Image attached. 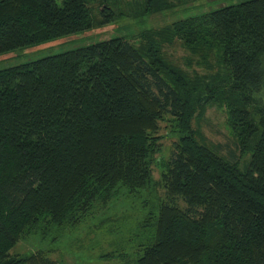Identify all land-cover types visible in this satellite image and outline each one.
Returning a JSON list of instances; mask_svg holds the SVG:
<instances>
[{
	"label": "trees",
	"instance_id": "obj_1",
	"mask_svg": "<svg viewBox=\"0 0 264 264\" xmlns=\"http://www.w3.org/2000/svg\"><path fill=\"white\" fill-rule=\"evenodd\" d=\"M117 2L0 0V54L112 24ZM173 5L137 3L142 15ZM174 41L215 52L219 69L189 77L163 51ZM213 106L248 156L243 169L193 128ZM161 123L177 139L157 160ZM139 198L133 264H264V0L147 30L138 46L115 37L0 70V264H59L9 251Z\"/></svg>",
	"mask_w": 264,
	"mask_h": 264
},
{
	"label": "rangeland",
	"instance_id": "obj_2",
	"mask_svg": "<svg viewBox=\"0 0 264 264\" xmlns=\"http://www.w3.org/2000/svg\"><path fill=\"white\" fill-rule=\"evenodd\" d=\"M167 1L174 4L170 10L142 15L141 7H138L137 3L143 0H119L114 10L124 15L118 17L116 22L2 53L0 54V70L115 37H123L138 46L141 35L147 30H161L178 20L249 0ZM163 51L166 58L179 66L189 77H207L219 69L217 56L213 51L206 59L192 56L178 41L164 46ZM168 125V123L160 124L162 151L156 155L157 160H163L169 156L173 143L177 139L170 132L171 128ZM192 125L194 129L200 131L202 139L209 148H214L227 159H231L234 155L237 161L239 160L240 168L243 169L242 165L247 162L248 156L241 155L237 150L223 107H209L202 118H194ZM158 172V168L153 166L154 179L158 178ZM160 192L157 191V194L160 195ZM140 200L139 198L118 201L108 213L87 220L77 230L66 232L57 240H53L54 231L46 236L38 234L29 236L20 240L9 254L23 256L35 251H43L59 264H133L140 254L139 245L144 241L138 233L136 238L133 237L135 224L143 212ZM105 218L127 219V222L126 224L111 221L101 223Z\"/></svg>",
	"mask_w": 264,
	"mask_h": 264
}]
</instances>
